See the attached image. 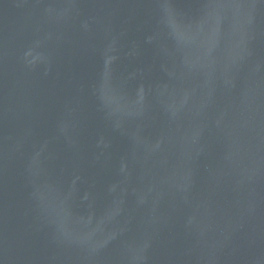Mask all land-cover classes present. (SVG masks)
Wrapping results in <instances>:
<instances>
[{
    "label": "water",
    "instance_id": "water-1",
    "mask_svg": "<svg viewBox=\"0 0 264 264\" xmlns=\"http://www.w3.org/2000/svg\"><path fill=\"white\" fill-rule=\"evenodd\" d=\"M0 264H264V0H0Z\"/></svg>",
    "mask_w": 264,
    "mask_h": 264
}]
</instances>
